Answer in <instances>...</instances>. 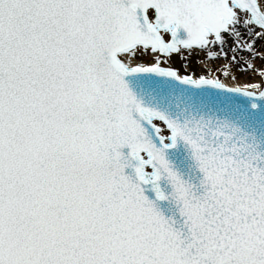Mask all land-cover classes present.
I'll use <instances>...</instances> for the list:
<instances>
[{"label": "snow or ice", "instance_id": "snow-or-ice-1", "mask_svg": "<svg viewBox=\"0 0 264 264\" xmlns=\"http://www.w3.org/2000/svg\"><path fill=\"white\" fill-rule=\"evenodd\" d=\"M0 264H264V0H0Z\"/></svg>", "mask_w": 264, "mask_h": 264}, {"label": "rangeland", "instance_id": "rangeland-1", "mask_svg": "<svg viewBox=\"0 0 264 264\" xmlns=\"http://www.w3.org/2000/svg\"><path fill=\"white\" fill-rule=\"evenodd\" d=\"M241 80L251 79L252 77H239Z\"/></svg>", "mask_w": 264, "mask_h": 264}]
</instances>
